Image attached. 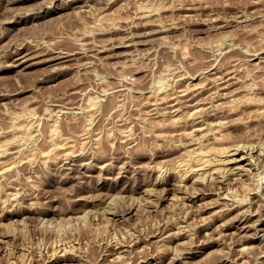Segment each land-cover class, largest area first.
Segmentation results:
<instances>
[{
  "label": "rangeland",
  "instance_id": "374dc122",
  "mask_svg": "<svg viewBox=\"0 0 264 264\" xmlns=\"http://www.w3.org/2000/svg\"><path fill=\"white\" fill-rule=\"evenodd\" d=\"M262 116L264 0H0V264H264Z\"/></svg>",
  "mask_w": 264,
  "mask_h": 264
},
{
  "label": "bare ground",
  "instance_id": "6f19581e",
  "mask_svg": "<svg viewBox=\"0 0 264 264\" xmlns=\"http://www.w3.org/2000/svg\"><path fill=\"white\" fill-rule=\"evenodd\" d=\"M13 18V17H12ZM17 25V24H16ZM133 33V32H132ZM131 36V35H130ZM132 41V40H131ZM134 41V40H133ZM124 42V41H123ZM129 43V42H128ZM108 48V47H107ZM17 50V49H16ZM15 51V50H14ZM20 51V50H19ZM106 51V50H105ZM26 52H27V50H26ZM40 53H41V51H39ZM53 52V51H52ZM61 52V51H60ZM23 55V54H22ZM21 55V56H22ZM36 55V54H35ZM25 56V55H24ZM28 56V55H27ZM40 56V55H39ZM51 56V55H50ZM50 56H48L47 58H49ZM70 56H73L71 53H64V54H56V55H54V57L52 56V60H54V61H58V60H64V59H66V58H69ZM16 57H18V56H16ZM22 58V57H21ZM26 58H28V57H26ZM25 59V58H24ZM21 60H23V59H21ZM42 60H44V58H42ZM41 60V61H42ZM25 62V61H24ZM35 62H36V59H35ZM46 62V61H45ZM64 62V61H63ZM59 63V62H58ZM202 70V69H201ZM214 71V70H213ZM200 72V71H199ZM233 73V72H232ZM195 74V73H194ZM193 74V75H194ZM221 75V74H220ZM188 76V75H187ZM192 76V75H191ZM230 76V75H229ZM213 77V76H212ZM218 77V76H217ZM209 78H211V76L209 77ZM218 78H221V76L220 77H218ZM226 77H224V76H222V78H221V80H222V82H225V81H227L226 79H225ZM215 79H216V76H215ZM221 80H220V84H221ZM230 80V79H229ZM214 81V80H213ZM187 82V81H186ZM215 82V81H214ZM200 83V82H199ZM203 83V82H202ZM218 83H219V81H218ZM229 83V82H228ZM162 84V83H161ZM194 84V83H193ZM192 84V85H193ZM208 84V83H207ZM218 85V84H217ZM222 85V84H221ZM225 85H227L226 83H225ZM161 86V85H160ZM163 86H165V85H163ZM191 86V85H190ZM198 86H199V84H198ZM200 86H202V84H200ZM205 86V85H204ZM207 86V85H206ZM205 86V87H206ZM214 86V85H213ZM224 86V85H223ZM197 87V86H196ZM203 87V86H202ZM219 87H221V86H219ZM218 87V88H219ZM225 87V86H224ZM164 88V87H163ZM222 88V87H221ZM226 88V87H225ZM197 89H198V87H197ZM199 89H200V87H199ZM164 90V89H163ZM162 90V91H163ZM192 89L189 87V85H188V87L187 88H185V89H182V90H177L176 92H172V94H170V95H168V96H166L167 94H169V93H165L166 95H165V97H164V99H162L163 97H161V100L160 101H162V100H165L166 102H168V104L169 105H172V106H175V105H177L178 103H180L181 102V100H182V98L183 97H186L189 93H191L190 91H191ZM194 90H195V87H194ZM218 90H220V89H218ZM197 91H199V90H197ZM215 92V91H214ZM193 93V92H192ZM198 93V92H197ZM223 94H224V92H222ZM226 93V92H225ZM193 94H195V93H193ZM192 94V95H193ZM220 94V93H219ZM162 95H164V94H162ZM222 95V94H221ZM220 95V96H221ZM228 94L226 93L225 95H223V96H227ZM197 97V96H196ZM222 97V96H221ZM215 98H216V96H215ZM198 99V98H197ZM219 99V98H218ZM185 100V99H184ZM160 101H158L157 99H156V101H154V103L153 104H155V106H156V103H158V102H160ZM196 103H199V102H197L196 101ZM195 103V104H196ZM195 104H193V105H195ZM62 105H64V104H62ZM158 105V104H157ZM245 105V104H244ZM65 106V105H64ZM204 106V108H205V106L206 105H203ZM221 106V105H220ZM192 107V106H191ZM199 107V104H196L194 107H192V109H196V112H198V113H200V112H202V109H201V107L202 106H200V109H201V111L199 112V110H197V108ZM207 107V106H206ZM62 108V107H61ZM211 108V107H210ZM217 108V107H216ZM60 109V108H59ZM58 109V110H59ZM174 109V108H173ZM209 109V108H208ZM155 110V109H154ZM184 110V109H183ZM218 110V109H217ZM216 110V111H217ZM226 110V109H225ZM260 110V109H259ZM263 110V109H262ZM176 111V110H175ZM193 111V110H192ZM206 111V110H205ZM228 111V110H227ZM60 112V111H59ZM195 111L194 112H190L191 114H193V113H196ZM219 112V111H218ZM261 112V111H260ZM185 113V112H184ZM204 113V112H203ZM217 113V112H216ZM263 113V112H262ZM261 113V114H262ZM60 114V113H59ZM190 114V115H191ZM201 114V113H200ZM205 114H206V112H205ZM211 114V113H210ZM215 114V113H214ZM201 115H203V114H201ZM218 115V114H217ZM255 115V114H254ZM81 116V115H80ZM157 116V115H156ZM188 116V115H187ZM186 115H185V117H187ZM212 116V115H211ZM257 116V115H256ZM261 116V115H260ZM263 117V116H262ZM204 118H205V116H204ZM216 118H218V117H216ZM264 118V117H263ZM193 119V118H192ZM194 119H196L197 121L199 120V116H197L196 115V117H194ZM202 119V118H201ZM221 118H219L218 119V123H222L221 122V120H220ZM246 119V118H245ZM256 119V118H255ZM195 120V121H196ZM206 120V119H205ZM212 120V119H211ZM217 120V119H216ZM220 120V121H219ZM195 121L193 120V122L195 123ZM233 121V120H232ZM235 121V120H234ZM190 122V121H189ZM199 122V121H198ZM197 122V123H198ZM200 122H201V120H200ZM204 122V121H203ZM216 122V123H217ZM206 123H209V121L208 122H206ZM211 123H213V122H210V124L209 125H216L217 126V124L215 123V124H211ZM247 123V122H246ZM56 124V123H55ZM203 123L201 122V125H202ZM223 124H224V122H223ZM193 125V124H192ZM195 125V124H194ZM200 125V124H199ZM200 125V126H201ZM228 125V124H227ZM55 126V125H54ZM199 126V127H200ZM204 126V125H203ZM218 126H221L220 124L218 125ZM205 127V126H204ZM207 127V126H206ZM210 127H212V130H210V131H206L205 129H207V128H205L204 130L206 131V132H211V131H218V130H216V127L215 128H213V126H210ZM222 127H223V125H222ZM198 128V126H197V124H196V129ZM217 128H219V127H217ZM54 129V128H53ZM201 129H203V127H201V128H198V130H201ZM209 129V128H208ZM211 129V128H210ZM230 129V128H229ZM249 129V128H248ZM55 130V129H54ZM53 130V131H54ZM57 130V129H56ZM203 131V130H202ZM229 131H231V130H229ZM234 131V130H233ZM199 132H201V131H199ZM220 132V131H219ZM205 133V132H204ZM213 133V132H212ZM57 134V133H56ZM208 133H206V135H207ZM215 134V133H214ZM245 134V133H244ZM55 135V134H54ZM201 135H203V133H201ZM205 135V134H204ZM210 135V134H209ZM221 135V134H220ZM248 136H250V135H248ZM197 137V136H196ZM195 137V138H196ZM213 137V136H212ZM220 138H222V137H220ZM198 139V138H197ZM203 139V138H202ZM247 139V138H246ZM193 140V139H192ZM199 140H197V142H198ZM206 141V140H205ZM212 141V140H211ZM239 141V140H238ZM240 141H243L244 142V140H240ZM239 141V142H240ZM248 141V140H247ZM189 142H190V140H189ZM194 142H195V140H194ZM243 142H241L242 144H244ZM262 142V141H261ZM57 143V142H56ZM209 143H210V140H209ZM209 143H208V145H209ZM237 143V142H236ZM241 143L239 144H237L236 146L234 145V147L233 148H231L230 150H225V149H222L223 148V145L221 146L222 148H220L221 150H223L222 152H220L221 150H219V152L221 153V155H222V157H223V154L225 153V154H229L228 155V157H227V163H230L231 165H232V167L234 168V170L236 169V170H241L242 168H244V163H242V162H244L245 160H249L248 158H247V156H249V155H247L246 156V154H251V151L249 150V153L247 152V151H243L241 148H239V145L240 146H242L241 145ZM250 143H251V141H250ZM250 143H248V144H250ZM255 143V142H254ZM264 143V142H263ZM263 143H262V145H260V146H263L264 147V145H263ZM60 144V143H59ZM61 145V144H60ZM64 145V144H63ZM63 145H61V146H63ZM232 146H233V144H231ZM246 145H247V142H246ZM245 145V146H246ZM253 145V144H252ZM205 146V145H204ZM250 146V145H249ZM51 147H52V145H51ZM59 147V146H58ZM224 147H225V145H224ZM226 147H228V146H226ZM230 147V146H229ZM255 147V146H254ZM257 147V146H256ZM53 148H56L55 146L53 147ZM196 148H198V147H196ZM249 148V147H248ZM252 148V146L250 147V149ZM51 149V148H50ZM244 149H245V147H244ZM52 150V149H51ZM54 150V149H53ZM200 150V149H199ZM246 150V149H245ZM260 150H261V148H260ZM50 151V150H49ZM200 151H202V150H200ZM46 152H48V151H46ZM70 152V151H69ZM262 152L264 153V151H263V149H262ZM261 152V153H262ZM41 153H44V152H41ZM201 153H203V151L201 152ZM200 153V154H201ZM219 153V154H220ZM223 153V154H222ZM261 153L259 152V154L261 155ZM262 153V154H263ZM69 154V153H68ZM199 154V153H198ZM252 154H253V151H252ZM49 155V154H48ZM256 155V154H255ZM41 156H44V155H42L41 154ZM200 156V155H199ZM199 156H197V157H199ZM215 154L214 155H212V157H211V155H202L200 158H198L197 159V157H195L196 158V160H193L192 162H191V160L190 161H181V162H177L178 164L174 167V170L177 172V171H182V170H184V172L185 173H183L184 175H188L189 173H193V174H195V175H202L203 176V174L205 175V177L206 176H209V175H207L208 173H210V174H212V176H214V172L215 171H220L219 170V168L218 169H216L217 167H216V163H220L219 161H221V162H225V161H222V157L221 156H219V157H216V159H215ZM217 156V155H216ZM251 156H254V155H251ZM49 157V156H48ZM258 157V156H257ZM263 157H264V155H263ZM262 157V158H263ZM22 158H23V156H22ZM21 158V159H22ZM42 158V157H41ZM253 158V157H252ZM255 158V157H254ZM48 159V158H47ZM46 159V160H47ZM224 160H226V158H223ZM259 159V158H258ZM84 160V159H83ZM251 160V159H250ZM44 161V160H43ZM65 161V160H64ZM19 161L18 160H15V161H13V162H11V163H9L8 162V164H5V165H0V174H2L3 173V175H5L6 173L5 172H7L8 170H10L13 166H15V164H17ZM225 162V163H226ZM250 162V161H249ZM260 162L261 161H259L258 163L260 164ZM2 163V162H1ZM4 163V162H3ZM74 163V162H73ZM83 163V162H82ZM246 163V162H245ZM247 163H248V161H247ZM176 164V163H175ZM255 164V163H254ZM263 165H264V163H262ZM222 164H220V166H221ZM257 165V164H256ZM261 165V164H260ZM101 166V165H100ZM219 166V165H218ZM219 166V167H220ZM222 166H224V165H222ZM221 166V167H222ZM258 166V165H257ZM109 167V166H108ZM220 167V168H221ZM246 167V166H245ZM255 167V166H254ZM254 167H252V168H254ZM72 168H73V165H72ZM110 168V167H109ZM165 168V167H164ZM222 168H225V166L224 167H222ZM231 168V167H230ZM246 168H248V167H246ZM249 168H250V166H249ZM251 168V169H252ZM257 168V167H256ZM259 168V167H258ZM14 169V168H13ZM103 169V168H102ZM158 169V168H157ZM169 169V168H168ZM171 169V168H170ZM226 169H228V167L226 168ZM245 169V168H244ZM12 170V169H11ZM152 170V169H151ZM159 170V169H158ZM229 170V169H228ZM243 170V169H242ZM264 170V169H263ZM171 171V170H170ZM173 171V170H172ZM223 171V170H222ZM224 171H227V170H224ZM232 171V170H231ZM252 171V170H251ZM9 172V171H8ZM66 172V171H65ZM86 172V171H85ZM158 172V171H157ZM230 171H228V172H226V174L227 173H229ZM234 171H232V173H233ZM242 172V171H241ZM253 172V171H252ZM5 173V174H4ZM154 173V172H153ZM165 173V172H164ZM171 173V172H170ZM173 173V172H172ZM231 173V172H230ZM248 173V172H247ZM158 174H159V172H158ZM168 174V173H167ZM217 174H219V173H217ZM244 174V173H243ZM152 175V174H151ZM219 175H221V171H220V174ZM222 175H223V173H222ZM221 175V176H222ZM236 175V174H235ZM239 175V174H238ZM241 175V174H240ZM239 175V176H240ZM252 175H253V173H252ZM257 175V174H256ZM259 175V174H258ZM257 175V176H258ZM162 176V175H161ZM201 176V177H202ZM218 176V175H217ZM226 175L224 174V176L223 177H225ZM243 176V175H242ZM246 176V175H245ZM256 176V177H257ZM261 176V175H260ZM170 177V176H169ZM184 177V176H183ZM195 177V176H194ZM205 177H203V178H205ZM210 177V176H209ZM208 177V178H209ZM228 177H229V175H228ZM73 178V177H72ZM185 178V177H184ZM189 178V177H188ZM196 178V177H195ZM220 178V177H219ZM230 178H232V177H230ZM236 178V177H235ZM235 178L233 179V180H235ZM258 178V177H257ZM170 179V178H169ZM202 178H200V180H201ZM214 179H216V177L214 178ZM260 179V178H259ZM146 180V179H145ZM162 180V179H161ZM206 180V179H205ZM219 180V179H218ZM230 180L231 179H229V183H230ZM233 180H231V181H233ZM244 180V179H243ZM252 180V179H251ZM190 181V180H189ZM198 181H199V179H198ZM197 181V182H198ZM208 181V180H207ZM221 181H223V180H221ZM239 182H240V180H238ZM261 181V180H260ZM164 182V181H163ZM165 182H167V178H166V181ZM201 182H202V180H201ZM210 182V181H209ZM213 182V181H212ZM228 182V181H227ZM246 182V181H245ZM247 182H248V180H247ZM258 182V181H257ZM174 183H175V181H174ZM184 183V182H183ZM187 183V182H186ZM161 184V183H160ZM169 184V183H168ZM177 184V183H176ZM211 184V183H210ZM213 184V183H212ZM212 184H211V186H212ZM240 184V183H239ZM258 184V183H257ZM142 185V184H141ZM177 185H179V184H177ZM203 185H204V183H203ZM216 185V184H215ZM153 186V185H152ZM187 186V185H186ZM207 186V185H206ZM222 187H223V185H221ZM227 186V185H226ZM231 186V185H230ZM248 186V185H247ZM250 186V185H249ZM185 187V186H184ZM193 187V186H192ZM202 187V186H201ZM208 187V186H207ZM155 188V187H154ZM195 188V187H194ZM203 188V187H202ZM212 188V187H211ZM224 188V187H223ZM230 188V187H229ZM248 188V187H247ZM261 188V185H260V187H259V189ZM146 189V188H145ZM186 189V188H185ZM200 189V188H199ZM205 189V188H204ZM209 189V188H208ZM226 189V188H225ZM234 188H232V190H233ZM147 190V189H146ZM201 190V189H200ZM231 189H229V190H227V192L228 191H230ZM256 190V189H255ZM124 191V190H123ZM164 191V190H163ZM193 191V190H192ZM210 191V190H209ZM221 191V190H220ZM234 192H235V190H233ZM254 191V190H253ZM260 191V190H259ZM127 192V191H126ZM189 192H191L190 190H189ZM188 192V193H189ZM195 192V191H194ZM198 192V191H197ZM212 192H213V190H212ZM226 192V193H227ZM91 193V192H90ZM161 193V192H160ZM187 193V194H188ZM223 193V192H222ZM225 193V195H229V194H226ZM233 193V192H232ZM259 193V192H258ZM132 194H134V193H132ZM142 194V193H141ZM162 194H163V192H162ZM161 194V195H162ZM202 194V193H201ZM203 194H205V193H203ZM211 194V193H210ZM231 194V193H230ZM256 194V193H255ZM264 194V193H263ZM111 195V194H110ZM113 195V194H112ZM119 196V195H118ZM131 196V195H130ZM133 196V195H132ZM136 196V195H135ZM181 196V195H180ZM220 196H221V194H220ZM116 197V196H115ZM161 197V196H160ZM174 197H177V196H174ZM226 197V196H225ZM256 197V196H255ZM257 197H259V196H257ZM120 198V197H119ZM141 198V197H140ZM153 198V197H152ZM151 198V199H152ZM183 198H185V197H183ZM228 198H230V197H228ZM227 198V199H228ZM235 198V197H234ZM130 199H133L132 197L130 198ZM138 199V198H137ZM178 199V198H177ZM181 199V198H180ZM187 199V198H186ZM201 199V198H200ZM199 199V200H200ZM230 199H232V197L230 198ZM241 199V198H240ZM112 200H113V197H112ZM111 199H110V201H112ZM116 200V199H115ZM115 200H113V201H115ZM121 200V199H120ZM123 200V199H122ZM139 200H141V199H139ZM191 200V199H190ZM219 200V199H218ZM251 200V199H250ZM112 201V202H113ZM117 201V200H116ZM131 201V200H130ZM129 201V202H130ZM134 201V200H133ZM147 201V200H146ZM155 201V200H154ZM154 201H153V203H154ZM175 201V200H174ZM183 201V200H182ZM187 201V200H186ZM212 201V200H211ZM237 200H235V202H236ZM119 202V201H118ZM137 202V201H136ZM142 202V201H141ZM218 202V201H217ZM221 202V201H220ZM239 202V201H238ZM114 203V202H113ZM185 203V202H184ZM191 203V202H190ZM192 203H193V201H192ZM194 203H195V201H194ZM206 203H208V202H206ZM234 203V202H233ZM262 203V202H261ZM111 204V203H110ZM134 204V203H133ZM202 204V203H201ZM238 204V203H237ZM240 204V203H239ZM260 204V203H259ZM115 205V204H114ZM181 205V204H180ZM179 205V206H180ZM185 205V204H184ZM183 205V206H184ZM196 205V204H195ZM200 205V204H199ZM213 205V204H212ZM226 205V204H225ZM229 205V204H228ZM236 205V204H235ZM128 206V205H127ZM178 206V205H177ZM183 206H182V209H183ZM186 206V205H185ZM192 206V205H191ZM125 207V206H124ZM133 207V206H132ZM181 207V206H180ZM201 207V206H200ZM210 207V206H209ZM241 207V206H240ZM245 207V206H244ZM185 208V207H184ZM191 208V207H190ZM197 208H198V206H197ZM197 208L195 209V210H197ZM224 208H227L226 206L224 207ZM223 208V209H224ZM248 208V207H247ZM251 208V207H250ZM249 208V209H250ZM105 209V208H104ZM109 209H110V207H109ZM116 209V208H115ZM125 209V208H124ZM204 209V208H203ZM202 209V210H203ZM230 209H232L231 207H230ZM236 209H238V208H236ZM136 210V209H135ZM188 210V209H187ZM201 210V211H202ZM212 210V209H211ZM217 210V209H216ZM83 211V210H82ZM105 212H106V209L104 210ZM115 211V210H114ZM200 211V210H199ZM200 211V212H201ZM206 211V210H205ZM224 211V210H223ZM242 211V210H241ZM255 211V210H254ZM78 212V211H77ZM118 212V211H117ZM199 212V213H200ZM216 212V211H215ZM229 212H230V210H229ZM235 212V211H234ZM239 212V211H238ZM250 212V211H249ZM0 213H1V211H0ZM115 213V212H114ZM132 213V212H131ZM188 213V212H187ZM201 213H203V212H201ZM186 214V213H185ZM210 214V213H209ZM242 214V213H241ZM249 214H251V213H249ZM85 215H86V213H85ZM231 215V214H230ZM71 216V215H70ZM84 216V215H83ZM192 216V215H191ZM198 216V215H197ZM203 216V215H202ZM201 216V217H202ZM246 216V215H245ZM251 216V215H250ZM259 216V215H258ZM72 217V216H71ZM85 217V216H84ZM109 217V216H108ZM195 217V216H194ZM210 217V216H209ZM221 217V216H220ZM70 218V217H69ZM83 218V217H82ZM187 218V217H186ZM205 218V217H204ZM212 218H215V217H212ZM207 219V218H206ZM205 219V220H206ZM245 219V218H244ZM71 220V219H70ZM73 220V219H72ZM81 220V219H80ZM192 220V219H191ZM204 220V219H203ZM252 220V219H251ZM257 220V219H256ZM186 221V220H185ZM199 221V220H198ZM234 221V220H233ZM238 221V220H237ZM262 221V220H261ZM264 221V220H263ZM180 222V221H179ZM206 222V221H205ZM204 222V223H205ZM251 222H253V221H251ZM259 222H260V220H259ZM258 222V223H259ZM208 223V222H207ZM255 223H257V222H255ZM255 223H253V225L255 224ZM179 224V223H178ZM187 224V223H186ZM248 224H249V222H248ZM200 225V224H199ZM243 225V224H242ZM244 225H246V226H242V228L244 229L245 227H248L247 226V224H244ZM260 225V224H259ZM206 226V225H205ZM235 226V225H234ZM257 226V225H256ZM255 226V227H256ZM240 227V226H239ZM259 227V226H258ZM188 228V227H187ZM254 228V227H253ZM261 228V230H263V223H262V227H260ZM183 229V228H182ZM200 229V228H199ZM227 229V228H226ZM237 229H239V228H237ZM241 229V228H240ZM248 229H249V227H248ZM236 230V229H235ZM255 230V229H254ZM253 230V231H254ZM234 231V230H233ZM237 231V230H236ZM239 232L241 231V230H238ZM179 232H181V230L179 231ZM178 232V233H179ZM222 232V231H221ZM238 232V233H239ZM246 232V231H245ZM255 232H258V231H255ZM251 233V232H250ZM231 234V233H230ZM252 234V233H251ZM251 234H249V235H251ZM171 235V234H170ZM221 235V234H220ZM240 236V235H239ZM169 237V236H168ZM228 237V236H227ZM230 237V236H229ZM236 237V236H235ZM261 237V236H260ZM170 238V237H169ZM233 238V237H232ZM244 238V237H243ZM258 238V237H257ZM256 238V239H257ZM264 238V237H263ZM239 239V238H238ZM237 239V240H238ZM251 239V238H250ZM243 240V239H242ZM230 241H231V239H230ZM262 241V240H261ZM246 249V248H245ZM243 251V250H242ZM116 253V252H115ZM245 253V252H244ZM119 255H120V253H119ZM238 256V255H237ZM227 257V256H226ZM239 257V256H238ZM238 257H236V258H238ZM58 259V258H57ZM176 260V259H175ZM233 260V259H232ZM173 261V260H172ZM173 263V262H172ZM235 263V262H234ZM171 264V263H170Z\"/></svg>",
  "mask_w": 264,
  "mask_h": 264
}]
</instances>
